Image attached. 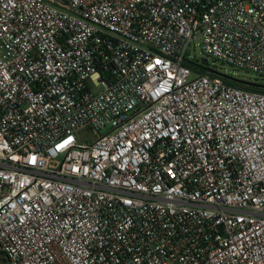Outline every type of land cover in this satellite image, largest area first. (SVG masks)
Listing matches in <instances>:
<instances>
[{
    "label": "built area",
    "instance_id": "obj_1",
    "mask_svg": "<svg viewBox=\"0 0 264 264\" xmlns=\"http://www.w3.org/2000/svg\"><path fill=\"white\" fill-rule=\"evenodd\" d=\"M196 47L264 75V0H0V260L264 264V94Z\"/></svg>",
    "mask_w": 264,
    "mask_h": 264
},
{
    "label": "rangeland",
    "instance_id": "obj_2",
    "mask_svg": "<svg viewBox=\"0 0 264 264\" xmlns=\"http://www.w3.org/2000/svg\"><path fill=\"white\" fill-rule=\"evenodd\" d=\"M189 56L190 60L193 62H197L198 64L204 66L205 68L219 73L221 75H224L226 77H230L236 80L240 81H254L255 79L258 80V82L264 84V75L259 76L254 73L246 72L240 69H234L230 67L229 65L222 64L216 60H213L212 58H207L205 55H203L198 47L191 48L189 50ZM106 132V129L102 130L100 134H104ZM76 136L78 137V141L81 140H94L97 138L98 134L89 130V129H81L77 131ZM0 264H6L5 261L0 260Z\"/></svg>",
    "mask_w": 264,
    "mask_h": 264
},
{
    "label": "trees",
    "instance_id": "obj_3",
    "mask_svg": "<svg viewBox=\"0 0 264 264\" xmlns=\"http://www.w3.org/2000/svg\"><path fill=\"white\" fill-rule=\"evenodd\" d=\"M200 66H201V68L205 69L204 66H202V65H200ZM222 76L224 77V81L231 86L238 87V88L246 90V91L264 94V84L258 82L257 79L254 80L256 82L240 81V80H236V79H233L230 77H226L224 75H222Z\"/></svg>",
    "mask_w": 264,
    "mask_h": 264
}]
</instances>
